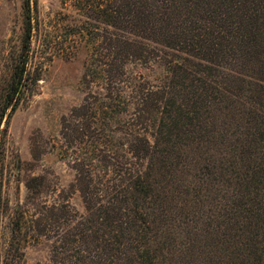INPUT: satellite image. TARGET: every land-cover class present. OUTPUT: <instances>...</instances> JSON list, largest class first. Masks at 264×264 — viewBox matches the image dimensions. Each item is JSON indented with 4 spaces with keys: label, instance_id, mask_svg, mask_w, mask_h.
Segmentation results:
<instances>
[{
    "label": "rangeland",
    "instance_id": "obj_1",
    "mask_svg": "<svg viewBox=\"0 0 264 264\" xmlns=\"http://www.w3.org/2000/svg\"><path fill=\"white\" fill-rule=\"evenodd\" d=\"M35 1L32 47L42 75L0 125V264H56L65 240L70 246L97 227L102 233V224H84L76 163L90 160L97 144L122 148L126 132L138 129L122 97L103 98L106 26L96 9L77 35L89 6ZM168 4L175 46L185 52L171 50L170 68L154 52L129 61L146 86L166 84L170 92L148 130L155 135L144 164L150 188L115 247L131 250L134 264H264V0ZM22 32V0H0V113ZM101 104L110 108L99 111ZM81 105L97 113L94 131L73 141L67 125Z\"/></svg>",
    "mask_w": 264,
    "mask_h": 264
},
{
    "label": "trees",
    "instance_id": "obj_2",
    "mask_svg": "<svg viewBox=\"0 0 264 264\" xmlns=\"http://www.w3.org/2000/svg\"><path fill=\"white\" fill-rule=\"evenodd\" d=\"M74 2H77L78 9L85 8L86 5L90 7L87 11L90 15L81 14L82 20L78 19L74 26L75 34L83 35L84 25L89 24L88 21L95 9L96 16H99L97 21L106 26L103 35V41L106 43V46H103L106 50L105 62L98 67V74L104 80L101 87L105 92L103 98L115 100L112 94L122 97L128 111L127 115L135 117L133 121L138 129L126 132V137L129 138L122 148L106 149L97 144L92 146L90 160L86 161L81 157L76 163L77 189L87 212L83 223L91 225V221L98 222L105 230L99 233L100 227L99 229L97 227L96 230L83 231L80 240L74 241L70 246H67L68 241L65 240L62 246H59L61 258L55 263L117 264L123 260L122 264H134L132 251L120 252L118 248L120 244L115 247L113 239H126V234L131 233L137 222L136 212L142 209L141 203L150 188L144 169L149 167L148 162L153 152L151 142L152 138L155 139L154 133L148 130L150 126H155L156 115L163 112L161 110L163 102L165 98L168 99L170 90L166 84L157 87L150 84L146 86V82H142L143 77L127 67L130 60H141L154 52L160 61L168 59L164 66L169 65L170 68L173 63L169 60L171 50L183 52L185 50L175 46V43H179L175 39L172 26L173 11L168 4L169 0H101L95 6L92 4L96 2L94 0ZM36 11L35 0H22L21 46L10 65L12 73L5 89L0 125L5 115H9L33 94L42 75L43 66L39 65V55L32 47L34 30L38 29ZM91 40H94L92 36ZM89 65L85 67L83 78L90 71ZM113 82H117L118 86L111 88L109 85ZM80 108L83 112L77 115L72 124L67 125L68 135L73 141L85 136L90 137V130L94 131L92 116H96L97 113L89 114L91 107L88 105H81ZM108 108L110 106L101 104L98 110ZM107 118L110 122L112 115H108ZM140 126H143V129ZM3 130L0 128V138ZM139 130H145V133ZM68 147L73 148L74 145L69 144L67 149ZM1 187L0 168V204ZM122 245L124 242L121 243V247ZM66 252L69 253L65 255ZM87 252L94 253L87 258V255H84Z\"/></svg>",
    "mask_w": 264,
    "mask_h": 264
}]
</instances>
